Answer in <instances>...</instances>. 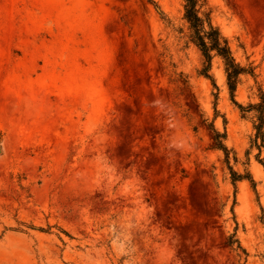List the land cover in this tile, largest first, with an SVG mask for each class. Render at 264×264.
I'll return each instance as SVG.
<instances>
[{"label":"rangeland","instance_id":"rangeland-1","mask_svg":"<svg viewBox=\"0 0 264 264\" xmlns=\"http://www.w3.org/2000/svg\"><path fill=\"white\" fill-rule=\"evenodd\" d=\"M206 3L235 103L183 0H0V264H264V0Z\"/></svg>","mask_w":264,"mask_h":264},{"label":"trees","instance_id":"trees-1","mask_svg":"<svg viewBox=\"0 0 264 264\" xmlns=\"http://www.w3.org/2000/svg\"><path fill=\"white\" fill-rule=\"evenodd\" d=\"M183 19L187 25L188 39L198 49L203 59L204 67L200 73L211 79V76L208 74L211 61L215 57L218 58L223 65L225 84L230 100L234 102V93L239 84L240 77L246 73H251V71L240 66L233 58L227 39L221 34L218 27L211 22L210 10L206 0H183ZM213 86H215L214 83ZM256 95L257 103L248 104L247 106L238 104V109L244 115L252 113L255 117L253 123L254 135L250 139V145L261 151L264 149V92L258 89ZM210 129L213 134L214 148L223 153L225 162L228 163L230 151L224 144L225 133L218 132L212 126ZM257 157L258 155H256V159H258ZM258 161L264 168V161ZM228 169L233 185L237 181L244 179L253 183L248 174H237L230 166H228ZM226 244L228 246L233 245L231 239Z\"/></svg>","mask_w":264,"mask_h":264}]
</instances>
